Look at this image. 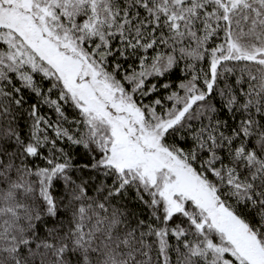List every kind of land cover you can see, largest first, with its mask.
<instances>
[{
	"label": "snow or ice",
	"instance_id": "snow-or-ice-1",
	"mask_svg": "<svg viewBox=\"0 0 264 264\" xmlns=\"http://www.w3.org/2000/svg\"><path fill=\"white\" fill-rule=\"evenodd\" d=\"M0 264H264V0H0Z\"/></svg>",
	"mask_w": 264,
	"mask_h": 264
}]
</instances>
